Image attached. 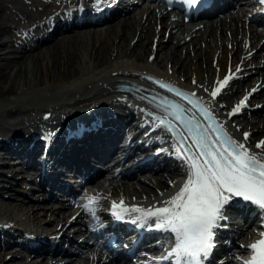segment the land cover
<instances>
[{
	"label": "bare ground",
	"instance_id": "obj_1",
	"mask_svg": "<svg viewBox=\"0 0 264 264\" xmlns=\"http://www.w3.org/2000/svg\"><path fill=\"white\" fill-rule=\"evenodd\" d=\"M108 1L111 5L102 4L103 11H95V15L106 16L119 10L122 18L114 17L103 26L76 27L81 23L79 18L88 15L86 8L95 7V0H0V121L6 120L0 123V144L8 153L17 152L27 156L35 148V136L48 138V130L42 128L50 118V123H54L59 130H63L67 122L70 127L79 121L77 126L83 125L84 132L87 131L82 139H71L62 148L60 143L50 145V151L44 154L43 166L47 174L45 176L52 183L57 176L56 166L82 164L86 150L90 149L92 157H97L94 154V148L97 147L103 158L110 154L114 156L112 159H121L119 146L115 148L112 140L118 129L128 131L130 125L122 124L124 113L118 109L126 111L127 108L135 116L138 115L137 121H149L151 123L148 126L154 125L152 119L121 99L123 93L115 90L113 85L124 79L134 81L138 87L153 86L141 77L142 72L202 92L204 100L222 119L237 124L240 134L244 131L250 133L246 140L251 144L249 150L257 153L261 151L256 149L255 141L264 136V23L257 25V22L263 20L259 10L264 4L259 0H214L212 5H215L216 12L228 5H235V8L212 19L208 17V20L184 22L181 15H169L164 3L154 5L140 0ZM245 17L254 24L245 26ZM63 29L67 30L53 34ZM41 39H48L45 44H40L44 47L43 51L40 45L37 46ZM43 59L47 60L45 66L41 63ZM148 59L159 64L161 71L149 68L144 63H148ZM237 66L241 69L238 73L235 72ZM167 69L169 72H166ZM230 69L236 78L212 100L211 90ZM212 74L214 77H211ZM77 79L80 82L76 84ZM48 81L68 84L51 92L53 88L45 86ZM199 85L201 90L194 87ZM253 89L256 91L253 92ZM245 95L249 96L246 106L238 114L229 117L233 106ZM79 97L87 98L86 101L94 102V105L73 104L75 98ZM64 101L68 102L64 104ZM45 114L49 116L43 118ZM96 122H100L104 130L90 133L88 129L91 127L87 125L97 127ZM159 129L163 131L162 127ZM66 134L69 140V130ZM156 146H151L149 150L152 151ZM162 159L159 168L154 160L147 162L146 166H136L135 170L147 168L135 175L139 183L121 178L123 173L110 176L111 180L106 185L109 191L119 196L99 199L95 218L92 216L93 220H98L96 226L118 230L125 224L122 220L112 223L115 219L112 214L113 202L119 204L123 200L125 207L144 209L162 206L163 201L149 203L145 198L167 189L175 173L184 168L171 149L162 155ZM17 167L12 162L6 168L14 171ZM101 176L85 184L84 193L99 196ZM18 183L7 182L6 175L0 174V219L2 215L12 216L16 212L26 216V220L21 221L23 228L13 223L0 237V264H23V257L17 260L13 258L17 254L12 250L15 248H4L10 241L20 238L18 242L29 247L30 254L36 249L30 242L46 238L45 235L52 233H57V236L50 237L52 240L46 243L41 242L40 248L49 244L59 245L60 240L65 239L73 247V254H78L85 241L76 237L83 234L81 228L85 225L79 223L81 226L67 235L65 218L73 212L67 210L69 199L51 194L49 200L44 201L40 191L25 189ZM131 194L136 196L134 200L129 199ZM55 198L57 201L50 200ZM242 210H246L244 217L234 215L241 212L239 214L243 216ZM43 211L49 216L38 218ZM81 212L78 211L74 218L77 222L80 221ZM259 213L260 210L255 206L239 204L228 206L224 212L228 218H232L228 220L232 224L230 226H235L232 234L246 236L242 241L252 233L247 229L249 221L253 224L251 230L260 228ZM133 218V214L125 215V219ZM238 220L239 223L233 224ZM115 234L117 238L121 237L118 232ZM144 235L142 233L141 237ZM223 237L229 238L221 233L216 239L222 242ZM35 256H40L43 264H69L79 258V255H74L68 260L69 263H60L51 261L48 253ZM27 263L37 262L31 260Z\"/></svg>",
	"mask_w": 264,
	"mask_h": 264
},
{
	"label": "snow or ice",
	"instance_id": "obj_2",
	"mask_svg": "<svg viewBox=\"0 0 264 264\" xmlns=\"http://www.w3.org/2000/svg\"><path fill=\"white\" fill-rule=\"evenodd\" d=\"M182 2L192 10H197L205 0ZM259 2L264 4V0ZM102 4L110 6L108 0H95L96 11H103ZM240 71L239 67L235 70L237 73ZM234 78L235 73L230 69L228 74L218 80L217 86L210 93L212 100ZM156 83L160 88L185 100L190 106L186 108L174 101H165V104L158 106L164 108L166 115L160 117L149 113L154 127H163L165 131L173 134L175 142L171 151L184 165L186 178L179 190L162 202V206L147 209L125 207L121 200L119 204L112 203V214L117 220H124L125 215L133 214L134 218L130 221L132 224L171 233L173 246L159 259L174 257L175 264H200L215 246V230L221 226V221L227 219L224 212L228 206H255L264 212V140H260L255 146L260 152L250 151L245 143L228 136L222 124L215 120L212 111L202 102V98L161 81ZM248 99L249 96L245 95L233 106L228 116L238 114L246 106ZM193 109L203 117V123L194 116L184 115ZM169 115L182 125L183 130L177 128L173 120L168 118ZM249 135L248 132L243 133L245 141ZM99 199L97 195L89 196L81 207L95 218ZM242 247L251 253L242 264H264V233H260L258 239Z\"/></svg>",
	"mask_w": 264,
	"mask_h": 264
},
{
	"label": "rangeland",
	"instance_id": "obj_3",
	"mask_svg": "<svg viewBox=\"0 0 264 264\" xmlns=\"http://www.w3.org/2000/svg\"><path fill=\"white\" fill-rule=\"evenodd\" d=\"M233 7H235V5H233ZM214 15H216V14H214ZM214 17H217V15L216 16H214ZM206 19V18H205ZM246 22V21H245ZM58 32V31H57ZM60 32V31H59ZM54 33H56V32H54ZM53 33V34H54ZM48 39H42V40H40V41H38V44L37 45H39V44H41V43H43V44H45L44 42H46ZM41 46V45H40ZM43 46V45H42ZM42 46H41V51H43L44 49H42ZM46 62H47V60H45V62H44V59L42 60V66H45V64H46ZM147 62L148 63H146V61L144 62L145 64H147V65H149L150 67L149 68H151V69H157L158 71H161V66L159 65V64H155L153 61H151L150 59H148L147 60ZM150 62V63H149ZM139 63H141V62H139ZM151 64V65H150ZM211 77H214V74H212V76ZM76 84L77 83H79L80 82V79H77L76 81ZM58 84H60V85H58ZM67 84L68 83H60V82H51V81H48L47 83H45V86H47V87H49V89H50V87L51 88H53V90L51 91V92H53L54 90H60L61 89V87L62 86H67ZM45 86H43L42 88H44ZM53 86V87H52ZM47 94V93H46ZM259 104V103H258ZM4 121H6V120H1L0 121V123H3ZM237 133H239V131H237ZM258 135V134H257ZM254 137H256V136H254ZM132 177H134V176H132ZM134 179V178H133ZM107 181H110L109 179L107 180ZM133 182L134 183H137V180H133ZM110 193L109 192H107V194H104V193H102L101 194V196H106V197H108V195H109ZM133 194H131V196H132ZM72 208H75V206L73 205L72 206ZM72 211V210H71ZM85 211V210H84ZM44 215H47V213H45V212H42V213H40L39 215H38V218L39 217H42V216H44ZM52 216V214H50V217ZM85 217L86 216H84V215H82L81 216V219H80V221L82 222L83 220L85 221ZM75 223L76 222H72L70 225H68L69 226V228H68V232L70 233L71 232V230L72 229H74L75 227H76V225H75ZM252 225L251 224H249L248 226H247V228L248 229H250V227H251ZM66 246V248H68V245H67V241L66 240H63V246ZM15 252H19L18 253V255L16 254L15 255V257H13L15 260H17V259H20V256L22 255L23 256V263H27V261H29V257L31 256V255H26L27 253H26V250H24V249H15L14 250ZM34 254V253H33ZM62 258H58V260H66V257H68V254L67 253H63L62 254ZM30 259H32V261H37V264H40V260H38L39 259V257H33V256H31L30 257ZM71 264H73V262L71 263Z\"/></svg>",
	"mask_w": 264,
	"mask_h": 264
}]
</instances>
